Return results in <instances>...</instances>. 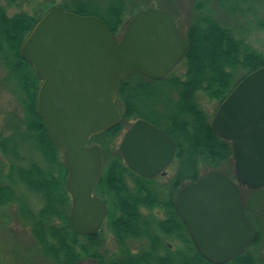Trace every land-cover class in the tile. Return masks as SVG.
<instances>
[{
	"label": "trees",
	"instance_id": "obj_1",
	"mask_svg": "<svg viewBox=\"0 0 264 264\" xmlns=\"http://www.w3.org/2000/svg\"><path fill=\"white\" fill-rule=\"evenodd\" d=\"M15 1V0H8ZM77 0L76 6L62 3L64 10L101 18L116 36L140 10L153 8L148 0ZM174 0H160L158 8L172 14ZM246 0H195L193 20L180 34L185 55L164 79L153 81L134 72L119 85L117 103L121 121L90 139L100 147L101 180L93 194L107 206L102 229L92 235L75 234L68 222L71 201L64 184L68 176L63 155L47 137L36 108L40 85L33 68L23 61L19 48L39 18L54 3L40 5L34 14L19 12L8 16L0 4V66L11 84L20 114L9 120L0 133V153L9 159V168L0 177V206L14 203L30 227L41 264H212L194 248L183 223L174 210L177 191L208 171H218L235 181L230 142L211 129V118L197 101L203 94L218 106L244 76L264 66V54L247 41L252 20L239 22L254 12ZM245 6V7H242ZM224 17L222 22L216 17ZM218 14V15H219ZM257 26L264 28V22ZM181 67L182 73L177 74ZM142 119L162 129L176 144L174 174L164 184L143 178L129 170L115 143L135 120ZM34 155L32 156V154ZM23 186L41 200L32 209L16 188ZM245 210L253 225L254 239L240 256L225 264H264V250L256 217L263 219L264 188L251 191L240 186ZM161 210L163 218L152 213ZM144 211L151 214L145 215ZM112 235L118 254L103 261L102 231ZM183 244L170 249L164 238ZM150 243L136 255L127 252V241ZM160 248L161 253L154 250Z\"/></svg>",
	"mask_w": 264,
	"mask_h": 264
},
{
	"label": "water",
	"instance_id": "obj_2",
	"mask_svg": "<svg viewBox=\"0 0 264 264\" xmlns=\"http://www.w3.org/2000/svg\"><path fill=\"white\" fill-rule=\"evenodd\" d=\"M19 55L40 81L36 108L48 139L63 154L70 228L80 236L95 234L107 207L92 195L102 163L99 146L89 141L120 123L117 94L126 76L137 72L159 81L183 59L175 21L166 11L143 9L118 38L101 18L55 6L33 26ZM210 127L231 144L236 181L209 171L178 191L174 210L197 253L212 264H225L254 239L238 185L264 187V66L237 82ZM118 151L129 170L151 179L171 164L176 144L160 128L138 119L124 132Z\"/></svg>",
	"mask_w": 264,
	"mask_h": 264
},
{
	"label": "rangeland",
	"instance_id": "obj_3",
	"mask_svg": "<svg viewBox=\"0 0 264 264\" xmlns=\"http://www.w3.org/2000/svg\"><path fill=\"white\" fill-rule=\"evenodd\" d=\"M91 1V0H90ZM160 0H148L149 4L153 8H158V2ZM52 2L54 5H60L62 3H68L71 6H76L77 0H0V4L5 8L8 16L19 12H25L29 15L34 14L37 9L40 8L42 3ZM100 3L95 0V4ZM195 0H174L172 5V16L176 23V26L181 34H184L188 25L193 20V6ZM246 6H252L254 9L253 14L249 13L245 18H240L239 22H245L246 20H252L249 30V35L246 36V41L256 50L264 54V28L257 26L258 21L264 22V0H246ZM245 7V6H242ZM218 13L216 17L222 22L224 17ZM119 34L118 37L121 36ZM177 74L182 73V68L179 67L176 71ZM197 101L200 107L212 118L217 105L214 101L209 100L203 94L197 95ZM15 114H20L19 106L16 102L14 95L11 92V84L5 80V71L0 66V133L7 131L8 121L11 120ZM119 140L115 143L118 148ZM96 144V143H91ZM98 145V144H97ZM99 146V145H98ZM34 153L32 154V156ZM9 159L0 153V177L5 175L9 168ZM103 164V163H102ZM103 166V165H102ZM174 164L170 165L165 174L156 177V183L164 184L174 174ZM17 193L22 196L32 209H39L41 206V200L36 195L26 190L23 186H17ZM145 215L151 214L144 211ZM159 219L163 218V212L161 210H154L152 213ZM257 226L262 238L263 250H264V215L263 219L256 217ZM103 244L100 248V255L103 261L108 260L112 256H116L117 247L112 235L103 228L102 231ZM164 244L170 249H176L183 246L181 242L173 238H164ZM140 241H134L132 243V252H136L139 248ZM36 245L31 234L30 227L22 220L18 213L17 205L14 203L0 206V264H41V259L36 253ZM80 264H95L91 260H83Z\"/></svg>",
	"mask_w": 264,
	"mask_h": 264
},
{
	"label": "flooded vegetation",
	"instance_id": "obj_4",
	"mask_svg": "<svg viewBox=\"0 0 264 264\" xmlns=\"http://www.w3.org/2000/svg\"><path fill=\"white\" fill-rule=\"evenodd\" d=\"M132 243L134 244V241H130V240H128L127 241V252L128 253H130V254H132V255H136V254H138L140 251H142V250H144L145 248H148V249H150L151 250V248H150V243H148V242H146L145 240H143V241H140V244H139V248H138V250L136 251V252H132V250H131V248H132ZM117 247V246H116ZM117 249V248H116ZM155 252H156V254H160L161 253V250H160V248L159 247H157V249L156 250H154ZM117 253H118V250H117ZM91 261H93L95 264H97V262L95 261V260H93V259H91ZM81 263V262H80Z\"/></svg>",
	"mask_w": 264,
	"mask_h": 264
},
{
	"label": "bare ground",
	"instance_id": "obj_5",
	"mask_svg": "<svg viewBox=\"0 0 264 264\" xmlns=\"http://www.w3.org/2000/svg\"><path fill=\"white\" fill-rule=\"evenodd\" d=\"M162 130V129H161Z\"/></svg>",
	"mask_w": 264,
	"mask_h": 264
}]
</instances>
